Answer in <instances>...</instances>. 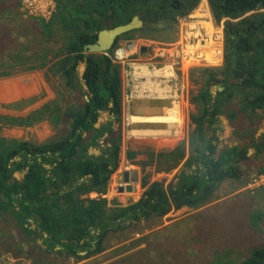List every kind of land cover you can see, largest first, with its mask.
Wrapping results in <instances>:
<instances>
[{
	"label": "trees",
	"instance_id": "obj_1",
	"mask_svg": "<svg viewBox=\"0 0 264 264\" xmlns=\"http://www.w3.org/2000/svg\"><path fill=\"white\" fill-rule=\"evenodd\" d=\"M52 1L55 8L49 20L31 18L35 29L28 32L22 29L29 25L19 23L15 29L18 40L13 41L18 48L11 51L8 67L25 65L24 71L46 68L47 56L52 53L47 45L59 37L62 47L51 54L56 62L48 69L60 76L66 89L81 92L82 87L76 83L77 68L84 64L82 79L87 99L69 107L64 114L67 131L63 129L62 135L45 144L0 137V218L17 230L18 237L8 235L4 242L12 247L18 241V249L22 252V245L25 247L32 264L85 261L103 253L107 237L127 228L126 224L131 227L142 221L160 220L185 207L197 210L213 203L223 182L240 179L238 165L249 158L248 148L239 146L217 152L221 130L218 117L225 114L233 121L239 113L264 110V0H207L214 21L222 24V64L191 72H198L203 80L191 99L198 109L190 116L193 130L173 150L150 153L149 161L143 164L154 166L157 173L180 170L167 186L142 181L145 190L141 198L126 207L116 201L109 206L106 198H89L91 193L106 194L119 164L121 135L114 130V123L108 121L96 127L102 112H108L116 121L121 115L120 66L111 57L118 41L173 43L179 20L188 17L202 0ZM2 11L0 5V14ZM135 16L143 26L118 37L109 52L85 53L84 46L94 44L101 30L127 24ZM6 23L10 20L0 21L1 26ZM26 55H30L27 60ZM9 75L0 73V77ZM215 86L222 87V91L213 93ZM235 100L237 110L226 112ZM32 102L22 100L9 108L20 109L19 104ZM45 113L55 122L62 120L60 109L46 105L24 118L0 115V131L2 125L30 127ZM135 138L166 139L142 133ZM250 148L255 155L264 152V133L259 140L251 141ZM96 150L99 154H92ZM138 154L130 151L126 158L131 160ZM259 172L264 174V167ZM15 173H23L22 180L14 178ZM251 220L257 227L259 213H253ZM250 253L238 264H264L263 248Z\"/></svg>",
	"mask_w": 264,
	"mask_h": 264
},
{
	"label": "rangeland",
	"instance_id": "obj_2",
	"mask_svg": "<svg viewBox=\"0 0 264 264\" xmlns=\"http://www.w3.org/2000/svg\"><path fill=\"white\" fill-rule=\"evenodd\" d=\"M20 1L21 3L24 2V0H0V5L3 8L0 21L10 20V23L0 25L3 28L2 39H4V43L0 44V73H11L7 77H0V115L24 118L46 105L60 109L63 115L60 122H55L51 115L48 116L45 113L40 121L30 127L2 125L0 137L41 145L62 135L63 129H66V132L68 124L65 122V112L70 106L82 103L87 99L82 79L84 64H79L76 78V83L82 87V91L66 89L60 76L48 69L56 62L55 59L52 60L51 54L57 53L58 49L62 47L58 37L56 42L47 45L52 53L47 56L46 68L32 71H24L25 65L13 69L9 68L8 64L11 63L9 56L14 50L13 48L16 47L13 41L18 40L15 29L21 21H25L29 26H25L22 31L28 32L35 29L31 18L39 20L21 13ZM216 26L222 29V24H216ZM178 27L179 22L176 41L179 36ZM208 31L211 32V30ZM176 41L160 43L143 39L119 40L111 55L113 62L120 66L122 79L121 115L116 121L108 112H102L96 124V127H100L108 121H112L114 130L121 135L118 169L111 176L107 192L103 196L107 199L109 206H112L114 201L121 207L137 202L145 190L141 187L142 181L146 180L149 184L153 182L165 184L168 182V178H171L173 173L176 176L181 168L164 174L157 173L154 166H143L145 162L149 161L148 155L150 153L157 154L173 149L177 144L186 140L194 128L190 116L196 114L198 109L192 104L191 99L197 95L203 80L198 72H191L204 66L192 62L187 56L181 60L183 54L181 47L176 45ZM121 48L126 50L127 58L119 61L115 59V51ZM142 48H144V52H141ZM176 54L178 55L176 56ZM29 57L30 55H26L25 60ZM143 66L150 70H160L165 66L173 67L171 68L173 70L172 77L168 79L158 78V80L163 87L171 86L172 95L181 104L183 126L179 136H166L168 137L166 139L147 141V139L135 138L139 133L138 127L127 132L125 110L128 107L127 103L130 101L134 87L133 72L135 68H142ZM217 90L218 86L212 87L213 93ZM30 99H33V102L26 105L19 104L20 109L9 108V106L16 105L22 100ZM153 106L150 105V107ZM237 106L238 100L229 106L226 112L236 111ZM218 119L221 127L218 133V153L227 147L248 148V160L238 165L240 179L223 182L216 192L215 201L211 205L209 204L210 206L197 210L182 208L171 212L160 220L142 221L131 227L126 224L127 228L111 233L107 237L105 251L102 255L88 260L84 264H228L230 262L238 264L250 257L252 250L264 249V186L252 187L253 189L249 187L250 181L261 175L259 170L264 167V152L255 155L253 149L250 148L251 141L259 140L264 133V110L247 115L239 113L238 118L233 121H230L225 114L219 116ZM130 151L139 154L128 160L126 153ZM92 154L98 155L99 151H93ZM129 169L139 171V181L135 184L136 191L129 194L118 193L116 175ZM22 176V173H15L14 177L21 180ZM173 179L174 177L171 181ZM90 196L96 197L95 194ZM253 213H259L261 217L257 227L254 226L255 222L251 220ZM16 231L13 226L6 224L4 218H0V254H7L16 260L18 259L22 264H32V261L27 258L25 247L22 245V252L18 249V241L12 247L4 242V238H8V235L12 236V239H17ZM138 240L141 242L136 244ZM67 264L83 263L70 260Z\"/></svg>",
	"mask_w": 264,
	"mask_h": 264
},
{
	"label": "built area",
	"instance_id": "obj_3",
	"mask_svg": "<svg viewBox=\"0 0 264 264\" xmlns=\"http://www.w3.org/2000/svg\"><path fill=\"white\" fill-rule=\"evenodd\" d=\"M200 4L188 17L179 21V36L176 45L181 47L183 54L181 60H183L184 56H187L198 65L218 67L223 61L222 29L216 26L207 0L204 3L205 8H200ZM21 6L23 14L25 13L29 17L43 20H49L55 8L52 0H24ZM208 30H211V32ZM125 51L124 48L116 50L115 59L119 61L126 59L127 55H125ZM262 186H264V174L256 176L249 184L250 189ZM0 264L22 263L18 259L16 260L5 254L0 255Z\"/></svg>",
	"mask_w": 264,
	"mask_h": 264
},
{
	"label": "bare ground",
	"instance_id": "obj_4",
	"mask_svg": "<svg viewBox=\"0 0 264 264\" xmlns=\"http://www.w3.org/2000/svg\"><path fill=\"white\" fill-rule=\"evenodd\" d=\"M202 1L200 8H205L206 0ZM171 67L165 66L160 70H150L143 66L134 69V87L125 110L127 132L138 127L144 135L175 137V135L181 134L183 126L181 104L172 95L171 86L163 87L158 80V78L172 77ZM150 105L154 106L150 107Z\"/></svg>",
	"mask_w": 264,
	"mask_h": 264
},
{
	"label": "water",
	"instance_id": "obj_5",
	"mask_svg": "<svg viewBox=\"0 0 264 264\" xmlns=\"http://www.w3.org/2000/svg\"><path fill=\"white\" fill-rule=\"evenodd\" d=\"M256 10H259V5ZM142 26L143 22L138 16H135L127 24L103 29L97 34V40L94 44L84 46V51L86 54H105L110 51L118 37ZM144 51V48H142L141 52ZM222 89V87H218L219 91H222ZM116 181L119 184L116 188L118 193H133L136 191L135 184L139 181V171L137 169L124 170L116 175Z\"/></svg>",
	"mask_w": 264,
	"mask_h": 264
},
{
	"label": "crops",
	"instance_id": "obj_6",
	"mask_svg": "<svg viewBox=\"0 0 264 264\" xmlns=\"http://www.w3.org/2000/svg\"><path fill=\"white\" fill-rule=\"evenodd\" d=\"M219 126H220V121H219ZM221 128V127H220ZM137 131H139V133H141V131L142 130H139V129H137ZM219 133V132H218ZM166 138H168V137H166ZM174 149V148H173ZM173 149H171V150H173ZM171 150H169V151H166V152H162V153H168V152H170ZM180 170V169H179ZM178 170V171H179ZM23 174V173H22ZM14 176H15V174H14ZM173 177H175V173H173L172 175H171V178H168L169 180H168V182H166L164 185H166V184H168L170 181H171V179L173 178ZM15 178V177H14ZM22 178H23V176H22ZM22 178H21V180H22ZM17 180H19V179H17ZM20 181V180H19ZM91 194H95L96 195V197H92V196H90ZM90 195H88V197L89 198H91V199H98V198H105V197H103L102 195L100 196V195H98V194H96V193H91ZM100 196V197H99ZM211 205V204H210ZM210 205H207V206H210ZM203 208V207H202ZM185 209H187V210H189V208H186L185 207ZM100 255H102V253L101 254H99V255H97V256H95V257H92V258H90V259H87V260H85V261H82V263L84 264L86 261H88V260H91V259H93V258H96V257H98V256H100Z\"/></svg>",
	"mask_w": 264,
	"mask_h": 264
}]
</instances>
